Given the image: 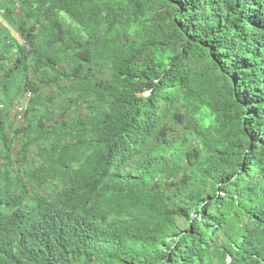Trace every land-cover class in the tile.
Wrapping results in <instances>:
<instances>
[{
  "label": "trees",
  "instance_id": "obj_1",
  "mask_svg": "<svg viewBox=\"0 0 264 264\" xmlns=\"http://www.w3.org/2000/svg\"><path fill=\"white\" fill-rule=\"evenodd\" d=\"M0 17V264H264V0Z\"/></svg>",
  "mask_w": 264,
  "mask_h": 264
},
{
  "label": "built area",
  "instance_id": "obj_2",
  "mask_svg": "<svg viewBox=\"0 0 264 264\" xmlns=\"http://www.w3.org/2000/svg\"><path fill=\"white\" fill-rule=\"evenodd\" d=\"M28 99H29V95H27V97L24 99V101H27ZM22 109H23V104L22 103H19V105L17 107V110H19L18 112L22 111ZM17 118H18L17 121L20 122L22 120V115L19 114Z\"/></svg>",
  "mask_w": 264,
  "mask_h": 264
},
{
  "label": "rangeland",
  "instance_id": "obj_3",
  "mask_svg": "<svg viewBox=\"0 0 264 264\" xmlns=\"http://www.w3.org/2000/svg\"><path fill=\"white\" fill-rule=\"evenodd\" d=\"M0 19H2V18L0 17Z\"/></svg>",
  "mask_w": 264,
  "mask_h": 264
}]
</instances>
